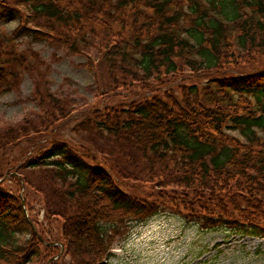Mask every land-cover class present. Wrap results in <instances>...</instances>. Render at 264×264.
<instances>
[{"label":"trees","instance_id":"trees-1","mask_svg":"<svg viewBox=\"0 0 264 264\" xmlns=\"http://www.w3.org/2000/svg\"><path fill=\"white\" fill-rule=\"evenodd\" d=\"M32 43L84 59L85 94L53 91ZM25 75L32 107L0 127V264H104L161 215L264 236V0H0V95Z\"/></svg>","mask_w":264,"mask_h":264},{"label":"rangeland","instance_id":"rangeland-1","mask_svg":"<svg viewBox=\"0 0 264 264\" xmlns=\"http://www.w3.org/2000/svg\"><path fill=\"white\" fill-rule=\"evenodd\" d=\"M14 27L15 23L5 25L4 30L11 34ZM19 42L20 48L29 43ZM31 47L51 64L49 80L53 91L62 88L85 94L92 77L80 66L84 59L44 43H32ZM31 91L32 81L25 75L18 89L0 95V127L20 121L31 109ZM17 152L13 150L10 156L15 157ZM43 214L41 203H33L32 215L42 220ZM114 250L117 254L109 258V264H264V236L235 235L223 230L205 232L167 215L134 225L124 241L113 245L111 253Z\"/></svg>","mask_w":264,"mask_h":264}]
</instances>
